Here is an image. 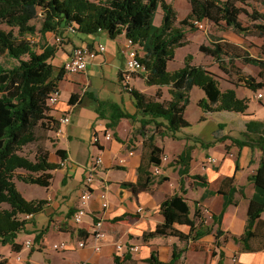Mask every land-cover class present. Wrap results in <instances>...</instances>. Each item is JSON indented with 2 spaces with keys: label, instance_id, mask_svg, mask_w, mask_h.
<instances>
[{
  "label": "trees",
  "instance_id": "trees-1",
  "mask_svg": "<svg viewBox=\"0 0 264 264\" xmlns=\"http://www.w3.org/2000/svg\"><path fill=\"white\" fill-rule=\"evenodd\" d=\"M188 2L190 13L180 21L178 12L166 0H0V246H10L15 253L22 252L25 247L18 239L21 234H32L28 231L32 224L29 217L41 213L46 204L45 200H26L17 189L15 179L49 189L54 180V172L62 168L61 164L51 162L50 153L43 147H40L34 161L20 152L39 140L40 130L57 133L60 129L59 120L51 115L54 109L48 105V100L54 91L59 90V83L67 74L63 67L56 68L51 62L66 39L64 34L89 36L106 32L111 39L124 34L127 41L138 47L139 59L145 68L143 73L146 84L158 88L154 96L132 88L129 94L137 109L134 115L115 104L101 105L111 111L108 128L116 127L122 119L140 123L137 134L143 138V154L137 172L138 181L126 185L135 193L150 190L154 180L151 169L162 166L161 159L165 154L164 149L157 145V140H177L178 134L191 126L185 114L194 87H200L206 95V99L199 103L206 112L244 114L248 110V100L239 99L234 90L222 91L217 76L208 67L192 65V56L187 58L185 66L178 71L169 72L168 64L175 59L177 49L189 44L187 28L199 30L193 21H208L217 27L224 24L236 34L244 36L256 30L264 37V14L257 10L245 11L238 5L240 0ZM259 2L264 6V0ZM159 10L163 14L161 24L157 26L155 17ZM243 13L254 24L252 27L242 22L240 17ZM39 16L43 21L41 28L37 29L32 21ZM3 26L9 30L3 29ZM49 33L61 41L50 43L47 39ZM37 35L40 40L36 43L33 37ZM199 49L211 57L224 74H227V64L235 60L264 71V60L243 53L234 44L218 41L211 46L202 44ZM10 62L13 65H9ZM232 85L238 87L235 83ZM245 86L256 92L262 88V83L247 78ZM163 88H168L170 100L163 99ZM74 98L75 95H72L71 105L75 104ZM246 130L258 141L257 144L217 134L222 141H232V145H226L227 152L232 146L239 150L244 147L253 150L258 147L262 150L260 165L250 177L255 186V194L249 200L246 230L241 236L228 234L224 242L230 238L241 245L243 252H255L264 249V236H258V230L264 228L261 219L264 214V122H248ZM193 141L203 149L212 146L198 138ZM195 149L196 145H187L171 163V166L180 167V175H189ZM55 154L62 162L68 158L63 149H56ZM20 170L26 171L28 175L18 173ZM191 178L202 186L208 185L204 176L194 175ZM165 180L167 178L162 181ZM234 183V178H227L218 191L224 198V206L220 215L212 216L217 226L216 245L225 235L224 218L227 211L238 206ZM186 194L185 183L181 180V193L168 197L160 206L164 223L154 231L145 233L146 240L173 237L189 244L204 235L191 217V206L185 198ZM176 225L188 226L190 232L185 234ZM47 232L48 228L36 234L31 255L42 249V240ZM184 253V250L179 251L175 247L171 264H177ZM155 257L154 253L148 262L154 264ZM225 258L222 253L218 264H226ZM6 263L2 261L0 264Z\"/></svg>",
  "mask_w": 264,
  "mask_h": 264
},
{
  "label": "crops",
  "instance_id": "crops-1",
  "mask_svg": "<svg viewBox=\"0 0 264 264\" xmlns=\"http://www.w3.org/2000/svg\"><path fill=\"white\" fill-rule=\"evenodd\" d=\"M156 23L155 21L157 26L161 24ZM64 36L66 43H63L56 58L51 61L56 68L63 67L77 47L89 46L98 54L94 60L90 61L85 72L66 74L59 83V103L53 108L54 112L51 115L58 120L63 116H71L70 124L62 127V133L56 136L57 149L65 150L68 155L67 160L63 162L62 160L55 161L62 165V168L56 171L61 172L63 179L58 190L51 192V186L47 189V197L34 200H45L44 210L29 217L32 224L28 231L32 234H21L25 235V238L18 239L19 243H25L27 240L33 241L37 233L48 228V232L42 240V249L32 255L29 249L27 259H25L23 256L25 248L22 252L15 253L10 246H0V263L7 261L6 264H36L34 261L36 255L44 253L51 260L53 252L62 251L66 254L65 259H62L63 264H117V262L119 264H151L148 261L154 253L156 256L154 264H171L175 247L181 251L183 248H187L186 246L191 247L193 244L216 242L217 226L212 219L211 225L208 227L206 224L209 225V222L203 220V214L204 212L210 213L211 218L221 214L224 198L218 194V191L227 178L235 180L234 185L237 189L235 200L238 206L231 207L227 211L224 218V226L227 227L226 236L221 238L219 244L223 238L225 240V237H228V234L241 236L247 226L249 200L255 194V186L250 181V177L254 175L260 165L262 150L258 147L254 150L250 147L239 150L232 146L229 155L216 154L219 156L220 163L218 162L219 164L216 165L217 169H210L205 163L211 159L209 158L211 150L201 149L203 151L200 158L202 172H192V164L195 159L193 152L194 159L189 175L182 176L179 173L180 167L171 166V163L182 154L187 145H192L190 139L184 140L183 137H180L181 133L184 135L187 133L182 131L178 134L177 140L158 139L157 145L164 149V156L169 161L161 166L160 175H154L150 190L135 193L126 185L135 184L138 181L137 172L142 163L143 138L137 134L139 126L128 119H122L116 127L108 128L111 111L107 107H101L102 104H115L128 113V107L132 110L136 108L133 98L123 90L120 84V75L127 63L126 37L123 34L116 39H111L106 32L85 36L86 38L83 37L84 35L75 33H66ZM47 39L50 43L57 44L53 33L47 34ZM105 40L110 42V45L114 44L113 53L112 49L106 47ZM216 42L218 41L213 43ZM257 82L262 83V88L259 90H263L264 79L261 78ZM130 84L135 90L150 96H154L158 90L157 87L146 84L143 72L135 73ZM162 90L167 94L168 88ZM72 95H75L74 105L70 104ZM255 95L256 92L249 98L248 110L244 114H236L242 118L243 122L241 133H243L244 139L242 140L257 144L258 141L246 130L248 122H264V107ZM252 101L256 102L255 109L251 107ZM136 111L135 109L134 113ZM106 132L112 134L111 141L104 138ZM95 135H98L101 140L98 145L93 144ZM239 139L241 138L239 137ZM169 140L178 141L184 145L177 152H170L167 148ZM131 153L133 154L131 155ZM98 154L103 157V165L94 175L93 194L87 209L88 215L81 223H76L74 214L79 206L80 196L89 173L87 167L92 158ZM154 169L155 167H152V173ZM194 175L204 176L208 185L202 186L198 181H194L191 178ZM164 178L167 180L162 181ZM181 180L185 183L187 190L185 198L189 200L190 206L192 201L196 203L195 210L193 211L191 208V217L195 219L198 228L201 227L204 235L189 244L173 237L146 240L145 233L154 231L164 223L160 206L168 197L181 193ZM104 191L108 192L109 205L106 209L102 208L101 194ZM193 191L197 192V196L191 195ZM139 208H143L144 212L138 213ZM241 208L245 210V215L240 214ZM100 219L103 220L106 237L97 242L100 247V250L97 251L93 246L91 233L94 222ZM261 219L264 222V214ZM176 228L185 234L190 232L188 226L176 225ZM82 233L88 237L84 238ZM50 236H56L57 241L50 244ZM82 242L85 243V247H80ZM63 243L66 245L64 249H55L56 245ZM225 243L227 245L225 249L226 264L233 257L236 258L234 264H264V249L243 252L241 245L236 244L230 238ZM117 245L123 246L122 251L117 250ZM134 247H138V250L133 249ZM222 248L225 247L222 246ZM3 250L8 251V254H5ZM192 253L194 252L188 250L186 261H183L184 257L182 256L177 264H188L189 256ZM197 256L201 255L197 254ZM201 264H204L203 257Z\"/></svg>",
  "mask_w": 264,
  "mask_h": 264
},
{
  "label": "rangeland",
  "instance_id": "rangeland-1",
  "mask_svg": "<svg viewBox=\"0 0 264 264\" xmlns=\"http://www.w3.org/2000/svg\"><path fill=\"white\" fill-rule=\"evenodd\" d=\"M166 1L172 4V6L178 12V18L180 21L188 16V13L190 12V4L188 3V0H166ZM240 1L241 2H239L238 5L245 11L252 12L253 10H257L264 14V6L261 5L259 0H240ZM162 14H163L162 11L159 10L155 17V21L157 22L156 24L158 25L162 21ZM240 18L244 23V25L250 27L254 25L246 17L244 13L241 15ZM42 21L43 18L39 16L36 20L32 21V24L35 25L37 29H40L42 26ZM2 28L5 30H9V28L6 26H3ZM187 32H188L187 38L189 40V44L183 48H179L176 50L175 59L168 64L169 72H175L182 69L185 66L187 58L189 56H192L193 58L192 65L208 67L209 71L217 76L216 80L218 81L222 91L234 90L239 99L248 100V105H250L249 98L254 95V91L248 89L245 86L246 79L253 78L256 79L257 81L261 79L260 77L264 79V71L262 72L259 67H255L249 64H244L240 60H235L232 63L227 64V74H224L219 69L218 64H216L211 57L203 54L200 51L199 47L202 44L211 46L214 44L213 42L223 40L224 42H228L240 47V50L243 53H248L254 58L264 60V37L260 36L256 30H252L251 34L249 35H245V36L238 35L231 28L225 27L224 24H222L219 27L212 24L207 32H203L199 30L193 31L190 28H187ZM83 37L86 38L85 36ZM39 40H40L39 35L33 37V41H35L36 43ZM64 43H66V41H64ZM105 43L107 44L106 47L112 49L114 44L110 45L111 43L107 42L106 40ZM113 49L111 50L112 53L114 52ZM226 61L228 62L227 58ZM9 65H13V62H10ZM233 83L237 84L238 87L232 85ZM145 87L147 88L146 85ZM166 91L167 94L164 93L163 96L164 100L171 98L170 94L168 93V90ZM189 97H190L189 104L186 108L185 116L186 119L191 124V126L183 129L182 131L186 132L187 135L182 134L181 131L180 132L181 134L179 133L180 137H183L184 140L190 139L191 142L195 138H198L202 142L212 144V146L209 149L211 150V155L209 156V158L214 159L216 162H212V161L210 162L209 160H207L205 164H207L210 169H217L218 166L216 165L220 163L218 160L219 158L218 155L221 154L229 155L231 153L230 151L231 148H229V151L227 152L226 145L229 146L232 145V141L230 139L222 141L219 139L217 134L219 133V135L221 136L231 135V137L235 136L236 138L240 137L241 139H244L243 133H241L243 129L242 118L240 116H237L235 112L223 111V112L213 113V112H206L205 110H203L199 106V103L202 100L206 99V95L200 87L197 86L194 87L190 92ZM251 107L255 109L256 107L255 101L251 102ZM135 109L132 110L130 109V107H128L129 113L132 115L136 114L134 113ZM135 123L138 126L140 125L139 122H135ZM38 136H39V140L36 143L24 147L23 150L20 152V154L34 161L37 153L39 152L40 147H43V149H45L50 153L51 162L55 163L56 160L60 161L61 159L58 158L55 154V151L58 147V143L56 139L57 133L52 131L40 130L38 132ZM183 145H184L183 143L178 141L169 140L167 142V148L169 149L170 152H177L180 148L183 147ZM192 145H196V150H194L195 159L192 164V172L201 173L203 167L200 163V158L203 153L201 149L203 148L199 144H195L194 141L192 142ZM18 173H21L22 175H28L26 171H22V170H20ZM208 176L210 177L209 174ZM62 179L63 177L61 175V172L56 171L52 183L51 192H55L60 188ZM15 182L17 184V189L19 190V192L28 201L39 200L47 197L48 191L43 187L23 183L19 181L17 178L15 179ZM191 195L197 196V192L193 191ZM195 206H196L195 201H192L191 208L193 211L195 210ZM4 207L7 208L8 206L4 205ZM240 214L245 215V210L243 208H241ZM203 220L204 221L208 220L209 225L208 224L206 225L210 227L211 225L210 222H212L210 213L204 212ZM226 229L227 227L224 226V231ZM258 236L260 238L264 236V228H260L258 230ZM24 238L25 235L20 236V240ZM50 240H51L50 244H53V242L56 240V236H50ZM222 246L225 248H222ZM186 247L187 248H183V250L185 251V253L183 254L184 257L183 261H186V258L188 257V250H191V252H194L189 256V261L191 262V264H201L202 257L204 259V264H214V263L217 264L219 263L220 255L222 253L223 255L225 254V249L227 248V245L224 242V238H223V240L219 245H216L215 242L212 243L205 242L201 244H193L191 247L188 246ZM3 251L5 254H8V251L6 250ZM28 251H30L28 248L24 249L23 256L25 259H27ZM197 254L201 255L202 257L197 256ZM65 256L66 254L64 252L59 251L58 253L57 251H55L53 252V257L51 258V260H49L48 257L44 253H42L36 255L34 257V261L36 264H63L62 259H65L64 258ZM163 257L165 258L164 255ZM190 262L188 264H190ZM227 264H234V263L232 262V260L229 259V261H227Z\"/></svg>",
  "mask_w": 264,
  "mask_h": 264
},
{
  "label": "built area",
  "instance_id": "built-area-1",
  "mask_svg": "<svg viewBox=\"0 0 264 264\" xmlns=\"http://www.w3.org/2000/svg\"><path fill=\"white\" fill-rule=\"evenodd\" d=\"M193 24L196 27H198L199 31H203V32H207L210 26L212 25V23L208 21L200 22L196 20L193 21ZM70 30L74 31L73 28H70ZM57 41L60 42L61 40L57 39ZM125 50L127 54V63H126L125 69L121 73L120 84L123 90L129 93L132 90V86L130 83L133 79V75L137 72H144L145 68L139 59L140 55H139L138 47L136 45H134L130 41H126ZM97 54H98L97 51L90 48L89 46L77 47L74 49L71 55V58L64 64L63 68L67 74L83 73L86 71L90 61L94 60L97 57ZM255 97L258 101H260L263 104V107H264V88L263 90L257 91ZM59 98H60V91L59 90L54 91L48 100V105L54 108L56 105H58ZM70 122H71L70 115L61 117L59 119L60 129L58 130L57 134L58 135L61 134L62 127L69 125ZM104 138L107 141H111L113 139V136L109 132H106L104 135ZM100 141H101L100 137L98 135H95L93 138V144L98 145L100 144ZM132 154L133 153H131V155ZM161 160H162V165L166 164L169 161L166 156H163ZM209 161L216 162L214 159H209ZM102 165H103V157L101 154H98L92 158V160L90 161L87 167L89 173L84 183L83 192L80 196L79 206L77 208V211L74 214V221L76 223H81L83 219L88 215L87 209H88V204L93 194L92 189L94 185V175L102 167ZM160 173H161V167H155L154 175H160ZM107 195H108L107 191H104L101 194L103 209L108 208V205H109ZM143 212H144L143 208L138 209V213H143ZM91 237H92V243H93L94 248L97 251H99L100 247L98 246L97 242L99 240L105 239L106 237L105 231L103 228V220L100 219L94 222ZM24 246L25 248H28L31 250L34 247V242L31 240H27L24 243ZM85 246L86 245L84 242L80 243V247H85ZM65 247L66 245L63 243L61 245H56L55 249H64ZM116 248L118 251H122L123 246L117 245ZM133 249L138 250V247L137 248L134 247ZM231 260L233 263H236L235 257H233Z\"/></svg>",
  "mask_w": 264,
  "mask_h": 264
}]
</instances>
